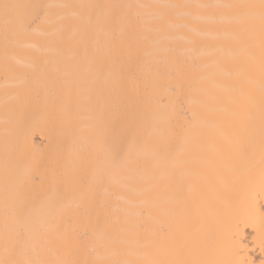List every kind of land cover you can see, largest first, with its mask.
<instances>
[{"label": "bare ground", "instance_id": "6f19581e", "mask_svg": "<svg viewBox=\"0 0 264 264\" xmlns=\"http://www.w3.org/2000/svg\"><path fill=\"white\" fill-rule=\"evenodd\" d=\"M0 264H264V0H0Z\"/></svg>", "mask_w": 264, "mask_h": 264}]
</instances>
